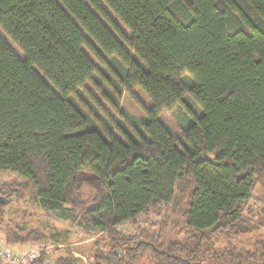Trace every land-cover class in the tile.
<instances>
[{
	"label": "trees",
	"instance_id": "trees-1",
	"mask_svg": "<svg viewBox=\"0 0 264 264\" xmlns=\"http://www.w3.org/2000/svg\"><path fill=\"white\" fill-rule=\"evenodd\" d=\"M0 28L24 53L0 33V168L22 176L0 181L9 245L52 240L7 223L31 198L107 237L55 264H264V0H0ZM165 207L192 244L121 228Z\"/></svg>",
	"mask_w": 264,
	"mask_h": 264
},
{
	"label": "rangeland",
	"instance_id": "rangeland-1",
	"mask_svg": "<svg viewBox=\"0 0 264 264\" xmlns=\"http://www.w3.org/2000/svg\"><path fill=\"white\" fill-rule=\"evenodd\" d=\"M0 33L12 45L13 49L22 57L23 51L17 46L0 28ZM139 97L146 104H150L147 95L141 90L137 91ZM123 105L132 113L136 115H144L145 111L141 103L128 92L124 94ZM176 109L165 110L162 112L163 118L176 131L179 132V127L176 120ZM114 115H116L114 113ZM19 172L11 169L0 168V181H15L21 179ZM9 215L7 223L20 222L23 224L40 227L45 233L52 237L51 243L56 245L53 249L54 258L52 264L59 258L77 257L80 262L89 261L93 250L97 245H103L107 242V237L102 232H94L87 234L77 225H72L67 220H60L53 217V215L43 210L39 202L35 199L28 198L25 200L15 201L8 207ZM169 216V217H168ZM167 220V221H166ZM166 221L167 229L159 230L160 222ZM129 233H137L142 228L149 233L161 234L165 241L177 240L182 242L193 243L194 238L190 235L194 234V230L187 226L183 219V209L169 215V207L163 208L160 215L150 213L148 215H141L137 223L125 224L121 227ZM0 236L3 237L2 231ZM259 233H251L240 237H232L230 240L224 238L223 235L213 236L215 248L236 246L238 248H253L254 242L260 238ZM17 249H23V246H16Z\"/></svg>",
	"mask_w": 264,
	"mask_h": 264
},
{
	"label": "built area",
	"instance_id": "built-area-1",
	"mask_svg": "<svg viewBox=\"0 0 264 264\" xmlns=\"http://www.w3.org/2000/svg\"><path fill=\"white\" fill-rule=\"evenodd\" d=\"M51 242H36L28 243L23 246V249H17L9 245L4 236H0V260L7 264H33V262L45 251L47 258L45 264H52L54 258L53 248Z\"/></svg>",
	"mask_w": 264,
	"mask_h": 264
},
{
	"label": "water",
	"instance_id": "water-1",
	"mask_svg": "<svg viewBox=\"0 0 264 264\" xmlns=\"http://www.w3.org/2000/svg\"><path fill=\"white\" fill-rule=\"evenodd\" d=\"M1 202H9V200L0 199Z\"/></svg>",
	"mask_w": 264,
	"mask_h": 264
}]
</instances>
